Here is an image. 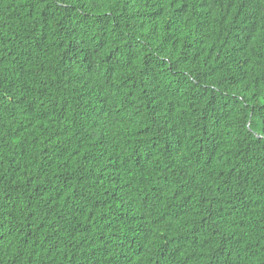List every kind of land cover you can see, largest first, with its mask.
Segmentation results:
<instances>
[{
	"label": "trees",
	"instance_id": "16d2710c",
	"mask_svg": "<svg viewBox=\"0 0 264 264\" xmlns=\"http://www.w3.org/2000/svg\"><path fill=\"white\" fill-rule=\"evenodd\" d=\"M0 264H264V0H0Z\"/></svg>",
	"mask_w": 264,
	"mask_h": 264
},
{
	"label": "rangeland",
	"instance_id": "374dc122",
	"mask_svg": "<svg viewBox=\"0 0 264 264\" xmlns=\"http://www.w3.org/2000/svg\"><path fill=\"white\" fill-rule=\"evenodd\" d=\"M256 127L259 128L261 126L260 122L257 121Z\"/></svg>",
	"mask_w": 264,
	"mask_h": 264
}]
</instances>
